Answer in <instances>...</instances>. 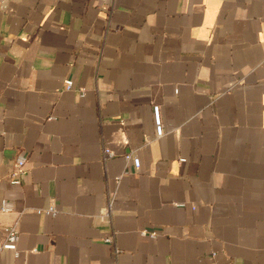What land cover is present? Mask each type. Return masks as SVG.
Returning a JSON list of instances; mask_svg holds the SVG:
<instances>
[{"label": "crops", "instance_id": "crops-1", "mask_svg": "<svg viewBox=\"0 0 264 264\" xmlns=\"http://www.w3.org/2000/svg\"><path fill=\"white\" fill-rule=\"evenodd\" d=\"M3 200L0 264H264V0H8Z\"/></svg>", "mask_w": 264, "mask_h": 264}, {"label": "built area", "instance_id": "built-area-1", "mask_svg": "<svg viewBox=\"0 0 264 264\" xmlns=\"http://www.w3.org/2000/svg\"><path fill=\"white\" fill-rule=\"evenodd\" d=\"M101 1H106V0H101ZM7 4H8V0H0V12L6 10ZM66 85H67V89L71 90L73 88V81L71 79L66 80ZM153 120H154L156 136L159 138L164 136L166 134V131H165L164 123H163L161 107L159 105H155L153 107ZM112 156H114V152H112L109 148L105 147L104 148V158L107 159ZM125 160L127 162L125 173L129 171L130 165H133L136 169H139L141 167L140 157L134 154L133 152L126 153ZM25 164H26V159L24 157L21 156L16 159L14 168L11 172V178H12L13 183L21 182V178L26 174ZM113 203H114V197L110 198L109 200L108 211L105 213L106 216L110 214L111 212L110 210L112 208ZM13 209H14L13 204L10 201L3 200L0 212L9 213V212H12ZM37 212L41 214L55 216L60 212V210L57 207L51 205V206H47L44 208H39ZM21 214L22 213L19 214V216L13 223L8 224L4 227L5 237H4V240L0 242V255L6 250H11L16 255L19 253V250H18L19 221H20ZM105 240L108 242H113L112 237H108ZM116 251H118V249H116Z\"/></svg>", "mask_w": 264, "mask_h": 264}]
</instances>
